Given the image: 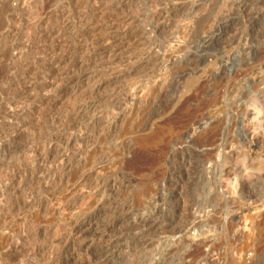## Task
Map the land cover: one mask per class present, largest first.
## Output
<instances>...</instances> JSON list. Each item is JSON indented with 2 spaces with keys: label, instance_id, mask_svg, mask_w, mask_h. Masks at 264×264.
Segmentation results:
<instances>
[{
  "label": "rangeland",
  "instance_id": "1",
  "mask_svg": "<svg viewBox=\"0 0 264 264\" xmlns=\"http://www.w3.org/2000/svg\"><path fill=\"white\" fill-rule=\"evenodd\" d=\"M54 1L0 0V178L2 177L0 179V188L7 183L5 182L8 181L6 178L8 177L7 175L11 176L14 172L9 171L8 168L11 170H16L17 168V171L21 169L22 175L24 174L25 176L28 171L27 176L31 174L30 176L32 177V180H30V176H23L24 178L21 179L24 181L19 179L22 182L19 190L20 195H8V197L6 195L2 199L0 198V201L5 203L4 205V203L0 202L2 204L0 205V217L2 216L1 213L12 211L7 214L10 218L6 220L7 222L1 221L0 218V226H5L4 228L0 227V264H19L18 262L21 256L24 264H136L137 262V264H264V0H258V2L254 0V4L252 0H180L178 3H176V0H102V2L101 0H80L82 3L81 11L78 10L82 13L91 11L95 5L101 3L107 6L108 2L111 1V4L108 5L109 9H111L108 11V15H112L113 17L125 16L131 22L130 28H135L133 30L139 37H144L143 41L140 40L138 42L139 45H136L137 47H135L134 51L137 49L136 51L141 53L139 58L146 57V59L145 63L141 65V63H136L137 60L132 55L134 59L131 58V63L129 62V64L131 66L134 64L137 65L132 66L130 77L127 80L124 79L125 81L118 80L117 82L113 81L114 83L110 82L111 84L113 83L112 85L110 83L107 84L106 89L103 90L104 94L115 89L121 93L120 98H122L125 95L124 92L127 94L133 91L136 92V99L124 108V115L119 119V121L121 120L120 122L117 121L115 132H106L104 138L97 139L98 141L96 137L92 138V141H95L93 143H95L97 149L95 153H103L106 151L105 154L109 157L104 163V167L106 173L108 174L109 172L108 177L110 180L116 177V195H118L115 199L117 198V202L114 199L105 205L108 209L104 212L94 210L93 213H88L89 210H87L88 212L78 213L75 210H71L72 212H76L72 213L69 209L64 211V213L63 211L57 212L56 215L53 214L54 211L51 209L48 215L43 213L39 202L37 203L36 201L37 204L35 203V207L37 209H34V206L30 208L24 207L22 201L24 202V198L26 200L28 195L31 196L29 197L30 199L27 198L28 200H32L43 194L46 196L43 195L42 197H47V199L57 198L58 196L59 198L62 197L66 189L70 187L69 184H74L80 170L81 172L84 170L88 171L96 164L95 159L97 156L88 155L89 158L86 156L84 159L79 160L76 157L81 154V150L75 142L74 148L70 150V152H75L68 153L69 169L67 171L70 170L68 174L67 171L61 172L59 169L55 170V167L51 165L44 168L39 165L37 166V162L33 159L31 148H34L38 144L49 145L50 138L52 135H56L54 133L58 130H62L65 133L61 137L62 139L60 138L61 141L71 139V135L73 139L77 140V136L82 134L80 132H82L81 130L84 127L75 123L76 113H74L81 100H79L78 95L75 96L76 94H74L73 90L71 91L72 85H69L65 80L66 75L64 76V73L70 70L73 75H77L78 73H88V75H91L97 71L94 73V76L97 74V77H101L103 73L109 75L111 73L109 70L112 67L109 64V60L99 58L101 51L95 49L93 45L87 44V37L89 36V39L92 35L87 32L85 26H81L77 21L72 23L69 28L67 27L68 29L64 28L62 24L58 25L56 23L59 22L60 24L61 22L60 18H57L58 14L56 15L55 13L53 17L55 19V25L52 24L50 28L49 26L46 28L43 26L45 30L40 27L42 13L46 9L45 7H49L50 4L53 8H56L55 4L56 6L58 4L57 8L64 6L70 8L69 10L74 13L79 12L78 10L74 11L76 0H56L55 3ZM92 1L94 2L92 3ZM116 2L118 5H116ZM154 2L158 3L154 4ZM232 2L236 5H233ZM32 3L34 6H32ZM249 3L252 7L248 5ZM179 4H182V6ZM256 4L257 9L254 7ZM24 6L27 8L26 12H24ZM173 6L175 9L171 8ZM230 6L234 7L232 8L233 10ZM20 7L21 9H19ZM150 8L152 9L148 10ZM41 9L44 10L41 11ZM262 9L263 11H261ZM224 10H227V12ZM109 12L111 13L109 14ZM18 21V24L15 23ZM38 22L40 23L38 24ZM211 23L213 24L212 27L210 26ZM73 24L74 26L77 24V26L74 27ZM15 25H17L16 27L19 28V31L21 29L20 32L16 31L17 36L6 38L7 36L4 37L2 35ZM29 28L31 31L27 36H31L26 37V33L30 30ZM38 28L39 30H37ZM52 29H55L54 38L51 37L54 41H51V38L47 37L50 33L49 31ZM204 31H209L210 34L206 33L205 35L203 33ZM145 32L149 35H146ZM22 33L24 34L22 35ZM59 33L60 35L57 36L56 34ZM185 34L187 35L185 36ZM148 37L150 38L149 42L147 41ZM14 38L17 40L15 39V41ZM80 40L82 41L80 42ZM24 41H28L26 43L27 45ZM45 41L47 43L46 45L43 43ZM57 43L59 44L60 53L59 56H54V60L52 54H48L47 51L43 52V54L41 53L43 48H48ZM17 45H19L17 47L18 49H24L25 45L27 46V49L24 50L25 57L23 56L20 59L22 61L20 63H17L19 60L13 58V49H17ZM149 48H154L161 52L159 51L156 55H148L146 50L150 51ZM130 49L133 50L132 47ZM65 57H68V59ZM11 59H14L13 62L16 61L13 63ZM42 59L46 62L43 63ZM83 59H85L86 66L78 70V65ZM39 60H42V64ZM61 60L66 65H63L64 72H60L63 69L55 72L58 78L55 77L56 74L53 76L57 79L58 84H60L59 86L63 88L62 90L61 88L59 89V92H64V95H61L60 98L59 94L54 95L50 89H48L49 92H45L47 90L42 89L43 87L41 85L43 83L41 82H45L42 79V75L49 72L48 70L51 69L50 66L55 61ZM127 61H124V64L120 67L122 69L119 70L125 71L128 69L126 66ZM23 63L34 64V69L36 68L34 70L35 75H31L35 78L32 77L33 83L35 82L34 80H37L35 87L36 91L38 89L37 93H40H38L39 96L35 102L30 99H25L23 96L21 99L19 96H16L17 91L22 89V85L17 84L9 77L14 72L16 74L21 73V65ZM88 69L91 70L89 71ZM87 70L88 72H86ZM133 72L135 74H132ZM14 85L17 88L16 90L14 89ZM132 86L139 90H134L135 88ZM1 87H4V89H1ZM129 88L130 90H128ZM71 93L73 96H71ZM140 93L147 95L142 96ZM52 94L56 98H52ZM9 97L12 99L8 100L10 99ZM20 101H23V103ZM28 103H30V106H28ZM18 104L20 105L18 106ZM7 105L11 107L7 109ZM105 107L104 109L107 112H112V106L105 105ZM20 108L24 110L21 111ZM10 109L16 111L17 115L12 116L10 114L12 112L9 111ZM51 110L52 112L50 113ZM18 115L20 118H18ZM1 120L5 121V123ZM61 125L64 126L61 127ZM54 128L58 130L56 131ZM14 129L20 132V137L14 138ZM67 134L70 135L68 136ZM65 135L68 137H65ZM88 141L90 142V139ZM25 148L26 151H24ZM29 153L30 156H28ZM95 153L92 152V154ZM10 157L11 159L9 160ZM31 162L33 163L31 164ZM26 164L27 166H25ZM30 164L31 166L36 165L38 168L36 166L32 168ZM6 170L10 173H7ZM51 170L53 171L51 172ZM40 171L42 174L44 172L45 175H41ZM47 171H50L51 174L50 172L48 174ZM2 174L5 175L3 176ZM65 174L70 176L67 175V177ZM34 177H37L36 180ZM25 179H29V182ZM27 182L30 186L27 185ZM16 183H18L17 180ZM41 183L43 184L41 185ZM46 183H48V186H46ZM119 184L120 186H118ZM33 185H35V188H32ZM41 186L43 189H40ZM25 189L27 191L22 193ZM39 189L40 192L38 191ZM202 190L205 192V195ZM35 192H39L40 194H36ZM9 198L16 202L14 203ZM4 199L7 202L3 201ZM213 201L221 205L217 206ZM16 204L18 206H15ZM16 207L20 209V214H16V211L14 212V208ZM24 210H28L29 213ZM83 213H88L85 220L96 227V229H93V233H89V236H91H88L85 242L83 240H76L72 235L70 236V233H68L70 226H66L69 223H73L76 219L79 220L81 218L80 220H82L84 217ZM74 214L76 218L70 219V216L71 218L75 216ZM13 215H17L18 217ZM22 215L26 221H29L27 223L30 225L32 223L31 226L29 224L27 225L28 229L29 227L34 228L32 230L35 232L30 228V233L32 232V236L29 234L30 239L25 238V234H23L24 237L20 236L22 235L20 225L24 221ZM39 216H44L43 218L46 216V220H42L43 218L41 217L40 221ZM193 217L196 219H193ZM201 217L203 220H208V223L206 221L200 227V230L195 222H198ZM53 218L54 220H52ZM157 220L159 222H156ZM35 223L36 226H33ZM165 223L168 226L164 225ZM206 223L207 225H205ZM52 224L53 226H51ZM152 224L156 225L155 228H165V230L152 233L150 230L154 227ZM171 226L172 228H170ZM35 227L36 229L41 228L42 231L44 229L43 232L46 229L44 237L42 236L43 234L41 237H39L40 235H35ZM47 230L49 231L47 232ZM18 233L21 234L17 236ZM13 234L15 235L14 238L23 247L21 246V250L19 249V252H15L14 256L13 254L8 256L2 248ZM22 238H25V240ZM31 240L33 243H36L35 240L39 241H37L36 245L35 243H31ZM22 241L27 243L28 250ZM31 246H35L34 249ZM44 252L45 254H43ZM49 253L50 255L47 256Z\"/></svg>",
  "mask_w": 264,
  "mask_h": 264
},
{
  "label": "bare ground",
  "instance_id": "2",
  "mask_svg": "<svg viewBox=\"0 0 264 264\" xmlns=\"http://www.w3.org/2000/svg\"><path fill=\"white\" fill-rule=\"evenodd\" d=\"M7 1V0H6ZM14 1V0H13ZM19 1V0H18ZM49 1V0H48ZM56 1V0H55ZM55 1H54V3H55ZM95 1V0H94ZM94 1H92V3L94 2ZM97 1V0H96ZM120 1V0H119ZM146 1V0H145ZM161 1V0H160ZM159 1V2H160ZM174 1V0H173ZM177 2L176 3H178V2H180V0H176ZM187 1V0H186ZM202 1V0H201ZM206 1V0H205ZM229 1V0H228ZM232 1V0H231ZM253 1V4H254V0H252ZM257 2H258V0H256ZM261 1V0H260ZM12 2V1H11ZM66 2V1H65ZM101 2H102V0H101ZM111 2V1H110ZM110 2H108V5H110L111 3ZM113 2V1H112ZM125 2V1H124ZM130 2V1H129ZM140 2V1H139ZM150 2V1H149ZM195 2V1H194ZM235 2V1H234ZM234 2H232V4L234 3ZM249 2V1H248ZM251 2V1H250ZM43 3V2H42ZM53 3V2H52ZM57 3V2H56ZM66 3H68V2H66ZM84 3V2H83ZM87 3H88V1H87ZM104 3V2H103ZM117 3V2H116ZM120 3V2H119ZM146 3V2H145ZM157 4L158 2H154V4ZM164 3V2H163ZM236 3V2H235ZM247 3V2H246ZM19 4V3H18ZM17 4V5H18ZM28 4V3H27ZM61 4V3H60ZM97 4V3H96ZM129 4V3H128ZM193 4V3H192ZM229 4V3H228ZM244 4V3H243ZM260 4H261V2H260ZM20 5V4H19ZM22 5H23V3H22ZM37 5V4H36ZM49 5V4H48ZM81 5H82V3L80 2V0H76V3H75V10L74 11H77L78 9L80 10V8H81ZM107 5V6H108ZM116 5H118V3L116 4ZM160 5H161V3H160ZM159 4H158V6H160ZM180 5V4H179ZM226 5V4H225ZM233 5H236V4H233ZM232 5V6H233ZM248 5H250V3L248 4ZM26 6H28V5H26ZM32 6H34L33 5V3H32ZM57 6H58V4H57ZM57 6H56V4H55V7L56 8H53L52 6H51V4H50V6L48 7H45L46 9L44 10V9H41V11L42 10H44L43 11V13H42V16H41V21H42V23H40V22H38V24L40 25V27H42L43 28V26L46 28L47 26H49V28H50V26L52 25V24H54L55 23V19H53V17H54V14L56 13V15H57V18L59 17L60 18V24H59V22H56V23H58V25H63V27L64 28H69L70 27V25L72 24V23H75V21H77L79 24H81V26L83 25V26H85L86 27V29H87V32L89 33V34H91L92 35V37L91 38H89L88 39V34H87V39H86V42H87V44H90V45H93L94 47H95V49H97V50H99V51H101L100 52V57L99 56H97V57H99L100 59H102V58H106V60L108 61L109 60V64H111L110 66H112L111 68H110V70L109 71H111V73L108 75H105V73H103V76L101 75V77H97V74H96V76H94V73H96V72H94L93 74H91V75H88V73L87 74H85V73H82V74H80V73H78L77 75H73L72 73H71V71L69 72H66V73H64V76H65V80L68 82V84L70 85H72L71 87H72V89H71V91L73 90L74 91V94H76L75 96H77L78 95V97L80 98L79 100H81V101H79L80 103H79V105H78V107H77V109L75 110L76 112H74V113H76L75 114V123H77V125H81V126H83L84 128H82V132H80V133H82L81 135H79V136H77L78 137V139L77 140H75V139H73L71 136H70V138L71 139H68L67 141H61L60 140V138L65 134V133H63L62 132V130H56L55 128V130L57 131L56 133H54V134H56V135H52V137L50 138V140H49V143H48V141H47V143L49 144V145H47V144H45V141H44V144L45 145H36L35 147L34 146H32V147H34V148H31L32 149V154H33V159H34V161L35 162H37V166L39 165L40 167H46V166H48V165H51V166H53V167H55V170H58L59 169V171H61V172H65V171H67V169H69V165H68V163H69V154L68 153H74L75 151H72V152H70V150H72L73 148H74V143L76 142V144H77V146L79 147V149L81 150V154L80 153H78V154H80L79 156H77L76 158H79V160L80 159H84V157H86V156H92V155H94V157H96V164L90 169V170H88V171H83V172H81V170H80V172L78 173V175H77V177H76V181L74 182V184H69L70 185V187H68L67 189H66V192L65 193H63V196L62 197H60L59 198V196L57 197V198H53V199H47V197H42L41 195L39 196V197H35V198H33L32 200H28L27 198H29V197H31L30 195H28V197H27V195H26V200H25V198H24V202L22 201V205L24 206V207H28V208H30V207H32V206H34L33 208L34 209H37V207H35L36 205H35V203H36V201H37V203L39 202V204L41 205L40 207H42V211H43V213L44 214H50L49 212H50V210L51 209H53L52 211H54V213L53 214H56L57 212H60V211H63V213H64V211H67V210H69L70 209V211L71 210H75L76 212H78V213H80V212H85V211H87V210H89V212L88 213H93V211L94 210H97V211H106L108 208L107 207H105V205H107L109 202H111V201H113L114 199H115V197H117V195H116V193H117V188H116V185H115V180H116V177H114V178H112L111 180L109 179V177H108V174H109V172H108V174L106 173V171H105V167H104V163L106 162V160H107V158H109V157H107V155L105 154L106 153V151L105 152H103V153H99V152H97V153H95V150H97L96 149V146H95V143H93V142H95V141H92L93 139V137H96V140L97 139H100V138H104V136H105V134H106V132H115V129H116V125H117V121L118 122H120L119 121V119L124 115V108L126 107V106H128L127 104H129L130 102L132 103L135 99H136V95H135V93L136 92H131V93H127L126 94V92H124L125 93V95L122 97V98H120V94L121 93H119V91H116L115 89H113L111 92H106L105 94H104V89H106V87H107V84L108 83H110V82H113V81H118V80H123V81H125V80H127L129 77H130V75H131V72H132V66H135V65H137V64H134V65H130L129 64V62L131 63V58H133V56H134V58L137 60V62L136 63H141V65H143L144 63H145V59H146V57L145 58H139V56H140V52H138V51H134V49H135V47H137L136 45H139L138 44V42L141 40V41H143V39H144V37L143 36H141V37H139V35L138 34H136L135 33V28H133V29H131L130 28V21L124 16V17H113L112 15H108V11H110L111 9H109V6L107 7L105 4H99V5H95L94 6V8L91 10V11H86V13H82V12H80L79 10V12H77V13H74L73 11H71V10H69L70 8H68V7H64V6H62V7H58L57 8ZM74 6V5H73ZM84 6H86L85 4H84ZM121 6V5H120ZM153 6V5H152ZM178 6V5H177ZM180 6H182V4L180 5ZM224 6V5H223ZM227 6V5H226ZM251 6V5H250ZM70 7V6H69ZM113 7V6H112ZM144 7V6H143ZM204 7V6H203ZM231 7V6H230ZM248 7V6H247ZM252 7V6H251ZM250 7V8H251ZM254 7L257 9V4H256V6L254 5ZM259 7V6H258ZM24 8H25V6H24ZM30 8H31V5H30ZM29 8V9H30ZM33 8V7H32ZM43 8V7H42ZM132 8V7H131ZM171 8H174V6L173 7H171ZM182 8H184V7H182ZM232 8H234V7H231V9ZM19 9H21V7L19 8ZM26 9L27 8H25V11L24 12H26ZM87 9V8H86ZM85 9V10H86ZM115 9V8H114ZM124 9V8H123ZM152 8H150V9H148V10H151ZM169 9V8H168ZM175 9V8H174ZM226 9V8H225ZM254 9V8H253ZM261 9V8H260ZM32 10V9H31ZM128 10V9H127ZM126 10V11H127ZM131 10V9H130ZM169 10H171V9H169ZM233 10V9H232ZM231 10V11H232ZM248 10V9H247ZM29 12H30V10H28ZM84 11V10H83ZM116 11V10H115ZM175 11V10H174ZM219 11V10H218ZM224 11H226L227 12V10H224ZM229 11V10H228ZM260 11V10H259ZM261 11H263V9L261 10ZM40 12V11H39ZM85 12V11H84ZM203 12V11H202ZM21 13V12H20ZM31 13H32V11H31ZM111 12H109V14H110ZM112 13H114V12H112ZM221 13V12H220ZM258 13V12H257ZM17 14V13H16ZM15 14V15H16ZM130 14V13H129ZM128 14V15H129ZM155 14V13H154ZM223 14V13H222ZM15 15H13V16H15ZM31 15V14H30ZM33 15V14H32ZM152 15V14H151ZM190 15V14H189ZM122 16V15H121ZM127 16V15H126ZM130 16V15H129ZM160 16V15H159ZM171 16V15H170ZM185 16V15H184ZM220 16V15H219ZM231 16V15H230ZM8 17V16H7ZM25 17V16H24ZM27 17V16H26ZM128 17V16H127ZM158 17V16H157ZM217 17V16H216ZM216 17H215V19H216ZM21 18V17H20ZM29 18V17H28ZM58 18V19H59ZM73 18H75L74 20H73ZM130 18V17H129ZM214 18V17H213ZM35 19V18H34ZM217 19H219V18H217ZM221 19V18H220ZM13 20V19H12ZM25 20V19H24ZM37 20V19H36ZM160 20V19H159ZM214 20V19H213ZM223 20V19H222ZM30 21V20H29ZM35 21V20H34ZM57 21V20H56ZM59 21V20H58ZM132 21V20H131ZM134 21V20H133ZM164 21V20H163ZM167 21V20H166ZM190 21V20H189ZM218 21V20H217ZM220 22H221V20H219ZM224 21V20H223ZM222 21V22H223ZM9 22V21H8ZM22 22V21H21ZM31 22V21H30ZM158 22V21H157ZM172 22V21H171ZM180 22V21H179ZM15 23H19V21L18 22H15ZM162 23V22H161ZM214 23V22H213ZM225 23V22H224ZM14 24V23H13ZM25 24V23H24ZM158 24V23H157ZM33 25V24H32ZM35 25V24H34ZM55 25V24H54ZM139 25V24H138ZM167 25V24H166ZM194 25V24H193ZM212 23L210 24V26L212 27ZM17 25H15V26H12V29H8V31H6L4 34H2V35H4V37L5 36H7L6 38H8V37H12V36H17V33H16V31L17 32H20L21 31V29H20V31H19V28L18 27H16ZM23 26V25H22ZM73 26H74V24H73ZM77 26V24L74 26V27H76ZM155 26V25H154ZM214 26H216L215 24H214ZM233 26V25H232ZM8 27V26H7ZM25 27V26H24ZM29 27H31V26H29ZM54 27V26H53ZM52 27V28H53ZM57 27V26H56ZM73 27V28H74ZM153 27V26H152ZM210 27V29H212ZM28 28V27H27ZM26 28V29H27ZM32 28V27H31ZM34 28H35V26H34ZM67 28V29H68ZM81 28V27H80ZM184 28V27H183ZM182 28V29H183ZM187 28V27H186ZM209 28V27H208ZM30 29V28H29ZM41 29V28H40ZM44 29V28H43ZM62 29V28H61ZM61 29H60V31H61ZM71 29H72V27H71ZM75 29V28H74ZM78 29V28H77ZM83 29V28H82ZM137 29V28H136ZM159 29V28H158ZM162 29V28H161ZM209 29V30H210ZM34 30V29H33ZM37 30H39V28L37 29ZM45 30V29H44ZM55 30V29H54ZM54 30L52 29V30H50L49 32V34L47 35V37H53V35H54ZM65 30V29H64ZM63 30V31H64ZM163 30V29H162ZM213 30V29H212ZM31 31V29L28 31V33H26V37H29V36H31V35H29V36H27V34H29V32ZM68 31V30H67ZM84 31V30H83ZM138 31V30H137ZM136 31V32H137ZM140 31V30H139ZM143 31V30H142ZM145 31V30H144ZM187 31V30H186ZM38 32V31H37ZM41 32H45V31H41ZM47 32H48V30H47ZM66 32V31H65ZM64 32V33H65ZM70 32H71V30H70ZM158 32V31H157ZM164 32V31H163ZM213 32V31H212ZM25 33V32H24ZM24 33H22V35L24 34ZM57 33V32H56ZM63 33V34H64ZM72 33V32H71ZM85 33V32H84ZM183 33V32H182ZM205 35H206V33H209V31L208 32H203ZM40 34V33H39ZM46 34V33H45ZM145 34H146V32H145ZM193 34V33H192ZM203 34V35H204ZM210 34V33H209ZM21 35V34H20ZM43 35H44V33H43ZM57 36L58 35H60V33L59 34H56ZM146 35H149V34H146ZM183 35V34H182ZM187 34H185V36H186ZM202 35V36H203ZM25 36V35H24ZM41 36V35H40ZM65 36V35H64ZM64 36H63V38H64ZM85 36H86V34H85ZM195 36V35H194ZM241 36V35H240ZM46 37V38H47ZM192 37V36H191ZM5 38V39H6ZM19 38V37H18ZM20 38H21V36H20ZM54 38V37H53ZM58 39H59V37H57ZM82 38V37H81ZM80 38V39H81ZM183 38V37H182ZM16 38H14V40H15ZM49 39V38H48ZM149 37H148V42H149ZM12 40H13V38H12ZM17 40V39H16ZM15 40V41H16ZM44 40H46V39H44ZM43 40V41H44ZM63 40H65V39H63ZM77 40V39H76ZM75 40V41H76ZM83 40V39H82ZM82 40H80V42L82 41ZM188 40V39H187ZM204 40V39H203ZM37 41V40H36ZM41 41H42V39H41ZM48 41H50V40H48ZM47 41V42H48ZM51 41H54V40H52V38H51ZM13 42V41H12ZM17 42H19V41H17ZM28 41H24V43L26 44ZM60 42V41H59ZM85 42V41H84ZM85 42V43H86ZM165 42V41H164ZM43 43H45V45L47 44L46 43V41L45 42H43ZM51 43V42H50ZM62 44H63V42H61ZM70 43H72V42H70ZM146 43V42H145ZM6 44V43H5ZM23 44V43H22ZM21 44V45H22ZM37 44V43H36ZM62 44H60V45H62ZM77 44V43H76ZM81 44V43H80ZM20 45V46H21ZM27 45V44H26ZM25 45V48L24 49H18L17 47L19 46V45H17L16 46V48L17 49H13V58H15V59H17V60H19V62L17 61V63H20V62H22V61H20V59L24 56V50L25 49H27V46ZM48 45H49V43H48ZM71 45V44H70ZM70 45H68V46H70ZM74 45H75V43H74ZM152 45V44H151ZM231 45V44H230ZM78 46V45H77ZM174 46V45H173ZM1 47V46H0ZM23 47V46H22ZM41 47V46H40ZM44 47V46H43ZM48 47V46H47ZM81 47V46H80ZM133 48V50H131L130 48ZM151 47V46H150ZM184 47V46H183ZM3 48H4V46H3ZM21 48V47H20ZM42 48V47H41ZM72 48H74V47H72ZM88 48V47H87ZM126 48V49H125ZM157 48V47H156ZM174 48V47H173ZM172 48V49H173ZM177 48H178V46H177ZM176 48V49H177ZM77 49V48H76ZM75 49V50H76ZM146 49H148V48H146ZM150 49V51L149 50H146L147 51V54L149 55V54H155L156 55V53H158L160 50H156V49H154V48H149ZM158 49V48H157ZM181 49V48H180ZM179 49V50H180ZM36 50V49H35ZM74 50V51H75ZM81 50V49H80ZM83 50V49H82ZM92 50H94V49H92ZM4 51V50H3ZM45 51H47L48 52V54H52V56H53V60H54V56H59V53H60V48H59V44L57 43L56 45L54 44V45H51L50 47H48V48H43V50H42V54H43V52H45ZM66 51V50H65ZM86 51V50H85ZM140 51V50H139ZM10 52H12V51H10ZM80 52V51H79ZM161 52V51H160ZM174 52H175V50H174ZM93 53H94V51H93ZM97 53V52H96ZM176 53V52H175ZM3 54V53H2ZM46 55H47V53H45ZM62 54V53H61ZM80 54V53H79ZM160 54V53H159ZM158 54V55H159ZM163 54V53H162ZM27 55V54H26ZM85 55V54H84ZM133 55V56H132ZM146 55V54H145ZM42 56V55H41ZM3 57V56H2ZM25 57V56H24ZM45 57V56H44ZM51 57V56H50ZM143 57V56H142ZM12 58V57H11ZM37 58V57H36ZM43 58V57H42ZM58 58V57H57ZM60 58V57H59ZM66 58V57H65ZM74 58V57H73ZM98 58V59H99ZM133 58V59H134ZM204 58V57H203ZM30 59V58H29ZM34 59V58H33ZM45 59V58H44ZM44 59H42L43 60V63L44 62H46ZM48 59V58H47ZM52 59V58H51ZM61 59V58H60ZM66 59H68V57L66 58ZM97 59V60H98ZM12 60V59H11ZM14 60V59H13ZM13 60H12V62H13ZM25 60V59H24ZM24 60H23V62H24ZM41 60V61H42ZM49 60V59H48ZM56 60V59H55ZM63 60H65V59H63ZM63 60H61V61H55L54 63H53V65H51L50 63V65L51 66H53V67H51L50 66V70H48L49 72L47 73V74H44V75H42L43 76V80L45 81V82H41V83H43L42 85H41V87H43L42 89H44V90H47V91H45V92H49V90L48 89H50V91H53V93H54V95H56V94H59L60 96V98H61V95L63 96L64 95V92H59V89L61 88L59 85L60 84H58V81H57V79L56 78H58L57 77V74L55 73V72H58V71H60V70H62V71H60V72H64V68H63V65H64V61ZM82 60V59H81ZM85 59H83V61L78 65L79 67H78V70H79V68H81V69H83L86 65H85V61H84ZM97 60H96V62H97ZM128 60V61H127ZM135 60V61H136ZM16 61V60H15ZM14 61V62H15ZM26 61V60H25ZM31 61V60H30ZM36 61V60H35ZM40 61V60H39ZM41 61H40V63H41ZM51 61V60H50ZM68 61V60H67ZM77 61V60H76ZM99 61V60H98ZM103 61H104V59H103ZM124 61H127L126 63V66L128 67V69L127 70H125V71H121V70H119V69H122V68H120L123 64H124ZM134 61V62H135ZM13 62V63H14ZM34 62V61H33ZM36 62H38V61H36ZM79 62H80V60H79ZM102 62V61H101ZM10 63H11V61H10ZM47 63H48V61H47ZM46 63V64H47ZM98 63V62H97ZM103 63V62H102ZM16 64V63H15ZM39 64V63H38ZM42 64V63H41ZM48 64V65H49ZM66 64V63H65ZM94 64V63H93ZM96 64V63H95ZM99 64V63H98ZM98 64H96V65H98ZM104 64V63H103ZM5 65V64H4ZM18 65V64H17ZM20 65V64H19ZM34 65V64H33ZM31 63H23V65H21V67H22V72L21 73H19V74H16L15 72L14 73H12L11 74V76L9 75V77H10V79L12 78L13 80H14V82H16L17 84H20V85H22V89L21 90H19V91H17L18 93H17V95L16 96H19L20 97V99H21V97L23 96L25 99H30V100H32V101H36L37 100V97L39 96L38 95V93H37V91H38V89H37V91H36V87H35V82L37 81V80H34L35 82L33 83V81H32V77L33 76H31V75H35V73H34V70L36 69H34V66H33ZM40 65V64H39ZM68 66H69V64H67ZM89 65V64H88ZM10 66V65H9ZM13 66V65H12ZM36 66V65H35ZM64 66H66V65H64ZM67 66V67H68ZM90 66V65H89ZM107 66V65H106ZM17 67V66H16ZM40 67V66H39ZM38 67V68H39ZM43 67H44V65H43ZM98 67V66H97ZM96 67V68H97ZM124 67V66H123ZM18 68H19V66H18ZM17 68V69H18ZM41 68V67H40ZM47 68V67H46ZM139 68V67H138ZM19 69H21V68H19ZM69 69H71V68H69ZM108 69H109V66H108ZM188 69V68H187ZM6 70V69H5ZM9 70V69H8ZM14 70H16V69H14ZM89 70V69H88ZM88 70L86 71V72H88ZM91 70V69H90ZM89 70V71H90ZM93 70V69H92ZM100 70V69H99ZM139 70V69H138ZM7 71V70H6ZM67 71V70H66ZM85 71V70H84ZM84 71H81V72H84ZM95 71V70H94ZM106 71V70H105ZM134 71V70H133ZM59 72V73H60ZM72 72H73V70H72ZM138 72V71H137ZM45 73V72H44ZM92 73V72H91ZM100 73V72H99ZM98 73V74H99ZM108 73V72H107ZM9 74V73H8ZM54 74H56L55 75V77H53L54 76ZM76 74V73H75ZM132 74H135L134 72L132 73ZM37 75V74H36ZM61 75V74H60ZM134 76V75H133ZM132 76V77H133ZM36 77V76H35ZM39 77V76H38ZM59 77H61V76H59ZM34 78V77H33ZM62 78V77H61ZM64 78V77H63ZM98 78V79H97ZM135 78V77H134ZM3 79V78H2ZM9 79V78H8ZM35 79V78H34ZM41 79V78H40ZM82 79H84V80H82ZM125 79V80H124ZM139 80V79H138ZM12 81V80H11ZM64 81V80H63ZM62 81V82H63ZM131 81V80H130ZM133 81V80H132ZM140 81V80H139ZM138 81V82H139ZM143 81V80H142ZM66 82V83H67ZM148 82V81H147ZM9 83H10V81H9ZM12 83V82H11ZM66 83H63V84H66ZM114 83V82H113ZM112 83V84H113ZM15 84V83H14ZM37 84V83H36ZM39 84V83H38ZM111 84V83H110ZM111 84V85H112ZM132 84V83H131ZM150 84V83H149ZM165 84V83H164ZM10 85V84H9ZM8 85V86H9ZM12 85V84H11ZM133 85V84H132ZM136 85L138 86V84L136 83ZM18 86V85H17ZM62 86V85H61ZM14 89L16 90L17 88H16V86L14 85ZM19 87V86H18ZM21 87V86H20ZM64 87V86H63ZM70 87V86H69ZM108 87H109V85H108ZM111 87V86H110ZM133 88H135L134 86H132ZM4 89V87H1V89ZM13 88V87H12ZM132 88V89H133ZM20 89V88H19ZM63 88H61V90H62ZM118 89V88H117ZM125 89H126V87H125ZM146 89V88H145ZM9 90H10V88H9ZM41 90V89H40ZM110 90V89H109ZM121 90V89H120ZM124 90V89H123ZM128 90H130V88L128 89ZM134 90H139V89H134ZM142 91H143V89H141ZM141 90H140V92H141ZM4 91V90H3ZM65 91V90H64ZM146 91V90H145ZM13 92V91H12ZM15 92V91H14ZM44 92V91H43ZM44 92V93H45ZM67 92V91H66ZM65 92V93H66ZM147 92V91H146ZM145 92V93H146ZM151 92V91H150ZM16 93V92H15ZM51 93V92H50ZM69 93H70V91H69ZM73 93V92H72ZM71 93V94H72ZM139 93V92H138ZM137 93V94H138ZM145 93H140L142 96H145V95H147V94H145ZM40 94V93H39ZM49 94V93H48ZM68 94V93H67ZM123 94V93H122ZM140 94H139V96H140ZM45 95V94H44ZM11 96V95H10ZM66 96V95H65ZM64 96V97H65ZM71 96H73V94L71 95ZM70 96V97H71ZM22 97V98H23ZM54 96H53V94H52V98H53ZM10 98V97H9ZM54 98H56V96L54 97ZM66 98V97H65ZM68 98V97H67ZM147 98V97H146ZM12 98H10V99H8V100H11ZM39 100H40V98H39ZM50 100V99H49ZM48 100V101H49ZM55 100V99H54ZM57 100H59V99H57ZM62 101H63V99H61ZM66 100V99H65ZM76 100V99H75ZM144 100V99H143ZM18 101V100H17ZM16 101V102H17ZM29 101V100H28ZM44 101H45V99H44ZM60 101V100H59ZM12 102H14V101H12ZM19 102V101H18ZM21 102V101H20ZM25 102V101H24ZM39 102V101H38ZM57 102V101H56ZM68 102V101H67ZM6 103V102H5ZM8 103V102H7ZM9 103H11V101H9ZM21 103H23V101L21 102ZM27 103V102H26ZM31 103V102H30ZM30 103H28V106H30L29 104ZM60 103V102H59ZM137 103V102H136ZM42 104V103H41ZM47 104V103H46ZM48 104H49V102H48ZM47 104V105H48ZM70 104V103H69ZM139 104V103H138ZM20 104H18V106H19ZM33 105V104H32ZM38 105V104H37ZM44 105V104H43ZM46 105V106H47ZM105 105H110V106H112V108H113V110H112V112H107V110L106 109H104V107H105ZM133 105V104H132ZM2 106H4V105H2ZM8 106V105H7ZM12 106H13V104H12ZM35 106V105H34ZM42 106V105H41ZM50 106H52V104H50ZM73 106V105H72ZM71 106V107H72ZM11 107V106H10ZM9 106H8V108L7 109H9L10 108ZM14 107H15V103H14ZM21 107V106H20ZM44 107V106H43ZM65 107V106H64ZM106 108V107H105ZM15 109H17V108H15ZM21 109V108H20ZM55 109V108H54ZM147 109V108H146ZM6 110V109H5ZM13 110H14V108H13ZM18 110V109H17ZM24 109H21V111H23ZM47 110H48V108H47ZM53 110V109H52ZM52 110L50 111V113L52 112ZM56 110V109H55ZM55 110H53V111H55ZM4 111V110H3ZM10 112H12V113H10V114H12V116L13 115H17V112L16 111H12V109H10L9 110ZM19 111V110H18ZM20 111V112H21ZM42 111V110H41ZM46 111V110H45ZM57 111H58V108H57ZM5 112V111H4ZM26 112V111H25ZM56 112V111H55ZM6 113V112H5ZM40 113V112H39ZM48 113H49V110H48ZM54 113V112H53ZM66 113V112H65ZM73 113V114H74ZM19 114V113H18ZM23 114V113H22ZM38 114V113H37ZM56 114H58V113H56ZM72 114V113H71ZM26 115V114H25ZM130 115V114H129ZM29 116V115H28ZM45 116V115H44ZM49 116V115H48ZM21 117H23V115H21ZM32 117V116H31ZM63 117V116H62ZM14 118H15V116H14ZM17 118V117H16ZM18 118H20V116L18 115ZM38 118V117H37ZM41 118V117H40ZM53 118H54V116H53ZM59 118H60V116H59ZM74 118V117H73ZM126 118V117H125ZM44 119V118H43ZM50 119H51V117H50ZM7 120H9V118H7ZM10 120H11V118H10ZM15 120V119H14ZM17 120V119H16ZM74 120V119H73ZM72 120V121H73ZM2 121V120H1ZM31 121V120H30ZM41 121V120H40ZM39 121V122H40ZM50 121V120H49ZM60 121V120H59ZM62 121V120H61ZM71 121V122H72ZM2 122H4L5 123V121H2ZM12 122V121H11ZM22 122V121H21ZM63 122V121H62ZM1 123V122H0ZM65 123V122H64ZM70 123V122H69ZM74 123V124H75ZM8 124V123H7ZM55 124V123H54ZM57 124V123H56ZM58 124H59V122H58ZM70 124H72V123H70ZM120 124V123H119ZM4 125V124H3ZM33 125V124H32ZM35 125V124H34ZM2 126V125H1ZM62 126H64V125H61V127ZM69 126V125H68ZM80 126V127H81ZM7 127V126H6ZM18 127H20V126H18ZM17 127V128H18ZM29 127V126H28ZM27 127V128H28ZM39 127V126H38ZM1 128V127H0ZM14 128V127H13ZM12 128V129H13ZM21 128V127H20ZM64 128V127H63ZM79 128V127H78ZM7 129V128H6ZM34 129V128H33ZM45 129H47V128H45ZM71 129V128H70ZM119 129V128H118ZM15 130V129H14ZM64 130H66V128H64ZM229 130V129H228ZM3 131V130H2ZM21 131V130H20ZM23 131V130H22ZM50 131V130H49ZM68 131V130H67ZM39 132V131H38ZM52 133V134H53ZM126 133V132H125ZM160 133V132H159ZM242 133V132H241ZM37 134V133H36ZM44 134V133H43ZM243 134V133H242ZM7 135H9V134H7ZM68 135V134H67ZM70 135V134H69ZM68 135V136H69ZM114 135V134H113ZM244 135V134H243ZM21 136V134H20V132L18 131V130H15L14 131V138H18V137H20ZM68 136H66L65 135V137H68ZM75 136V135H74ZM116 136V135H115ZM31 137V136H30ZM37 137V136H36ZM64 137V138H65ZM114 137V136H113ZM4 138V137H3ZM13 138V139H14ZM26 138V137H25ZM29 138V137H28ZM111 138V137H110ZM12 139V140H13ZM27 139V138H26ZM40 139V138H39ZM62 139V138H61ZM87 141H86V140ZM88 139H90V142L88 141ZM5 140V139H4ZM11 140V141H12ZM33 140V139H32ZM38 140V139H37ZM95 140V139H94ZM155 140V139H154ZM18 141V140H17ZM27 141V140H26ZM35 141V140H34ZM42 141V140H41ZM98 141V140H97ZM244 141V140H243ZM13 142V141H12ZM19 142V141H18ZM151 142V141H150ZM21 143V142H20ZM25 143V142H24ZM108 143V142H107ZM12 144V143H11ZM33 144V143H32ZM37 144V143H36ZM75 144V145H76ZM5 145V144H4ZM3 145V146H4ZM35 145V144H34ZM219 145V144H218ZM6 146V145H5ZM18 146V145H17ZM24 146V145H23ZM29 146V145H28ZM104 146V145H103ZM2 147V146H1ZM20 147V146H19ZM77 147V148H78ZM100 147V146H99ZM5 148V147H4ZM9 148V147H8ZM20 148H22V147H20ZM221 148V147H220ZM7 149V148H6ZM78 149V150H79ZM102 149V148H101ZM215 149V148H214ZM219 149V148H218ZM217 149V150H218ZM222 149H223V147H222ZM9 150V149H8ZM78 150H76V151H78ZM99 150V149H98ZM219 150H221V149H219ZM24 151H26V148H25V150ZM102 151H104L103 149H102ZM108 151V150H107ZM9 152V151H8ZM13 152V151H12ZM17 152H19V151H17ZM31 152V151H30ZM92 152H94L95 154H92ZM109 152V151H108ZM219 152V151H218ZM13 153H15V152H13ZM114 153V152H113ZM19 154V153H18ZM219 154H221L220 152H219ZM20 155V154H19ZM24 156V155H23ZM28 156H30V153H29V155ZM27 156V157H28ZM32 156V155H31ZM74 156V155H73ZM89 156H88V158H89ZM108 156H110V154H108ZM218 156H221V155H218ZM18 157V156H17ZM70 157H72V156H70ZM93 157V158H94ZM11 159V157L9 158V160ZM15 161V160H14ZM18 161H19V159H18ZM27 161V160H26ZM32 161V160H31ZM91 161V160H90ZM9 162V161H8ZM20 162V161H19ZM77 162V161H76ZM75 162V163H76ZM216 162V161H215ZM16 163V162H15ZM14 163V164H15ZM24 163H26V162H24ZM24 163H22V164H24ZM30 163V162H29ZM33 162H31V164H32ZM74 163V164H75ZM78 163V162H77ZM81 163V162H80ZM86 163V162H85ZM108 163V162H107ZM110 163V162H109ZM31 164H30V166H31ZM36 164V163H35ZM217 164V163H216ZM5 165V164H4ZM9 165V164H8ZM1 166V165H0ZM25 166H27V164L25 165ZM24 166V167H25ZM29 166V165H28ZM29 166V167H30ZM33 166L35 167L36 165H32L31 167L33 168ZM36 166V167H37ZM15 167V166H14ZM21 167H22V169H23V166L21 165ZM82 167V166H81ZM4 168V167H3ZM19 168H20V166H19ZM26 168V167H25ZM24 168V169H25ZM38 168V167H37ZM108 168V167H107ZM171 168V167H170ZM9 169V171H11V172H13V174L11 175V176H9V175H7L8 177H6L7 178V180L8 181H5V182H7V183H5V185L3 186V187H1L0 188V198L2 199L3 197H5L6 195H7V197H8V195H20V186H21V184H22V182L21 181H24L23 179H21V178H24L23 176H25L24 174L22 175V170L20 169V171H17V168H16V170H11L10 168H8ZM7 169V170H8ZM15 169V168H14ZM35 169V168H34ZM40 169V168H39ZM52 169V168H51ZM82 169H83V167H82ZM6 170V171H7ZM33 170V169H32ZM31 170V171H32ZM37 170V169H36ZM46 170V169H45ZM24 171V170H23ZM30 171V170H29ZM34 171V170H33ZM53 170H51V172H52ZM68 171H70V170H68ZM68 171H67V173H68ZM110 171V170H109ZM216 171V170H215ZM15 172H17V173H15ZM26 172V171H25ZM24 172V173H25ZM36 172V171H35ZM48 172V174H49V172L50 171H47ZM51 172H50V174H51ZM200 172V171H199ZM207 172V171H206ZM4 173H6V172H4ZM7 173H10V172H8L7 171ZM27 173H28V171H27ZM27 173H26V176H27ZM30 173V172H29ZM36 173H38V172H36ZM40 173H41V171H40ZM40 173H39V176H40ZM219 173V172H218ZM43 174H44V172H43ZM42 173H41V175H43ZM47 174V173H46ZM53 174H54V172H53ZM63 174V173H62ZM69 174V173H68ZM67 174V175H68ZM3 175V174H2ZM5 175V174H4ZM3 175V176H4ZM31 175V174H30ZM30 175H28V176H30ZM45 175V174H44ZM56 175V174H55ZM58 175V174H57ZM64 175V174H63ZM66 175V174H65ZM66 175V176H67ZM123 175V174H122ZM25 176V177H26ZM27 176V177H28ZM35 176V175H34ZM54 176V175H53ZM62 176V175H61ZM68 176H70V175H68ZM67 176V177H68ZM117 176V175H116ZM119 176V175H118ZM220 176V175H219ZM44 177V176H43ZM42 177V178H43ZM50 177H51V175H50ZM2 178V177H1ZM0 178V179H1ZM35 178V177H34ZM37 178V177H36ZM36 178H35V180H36ZM40 178V177H39ZM41 178V179H42ZM47 178H49V177H47ZM57 178V177H56ZM55 178V179H56ZM60 178V177H59ZM19 179H21V181H19ZM69 179V178H68ZM67 179V180H68ZM118 179H119V177H118ZM16 180H17V182L18 183H16ZM26 180V179H25ZM28 180V182H29V179H27ZM26 180V181H27ZM30 180H32V177L30 176ZM34 180V179H33ZM43 180V179H42ZM48 180V179H47ZM57 180V179H56ZM63 180V179H62ZM3 181V180H2ZM40 181V180H39ZM45 181V180H44ZM43 181V183H44V185H45V182ZM59 181V180H58ZM120 181H122V180H120ZM27 182V183H28ZM37 182H38V180H37ZM47 182V181H46ZM51 182V181H50ZM52 182H53V180H52ZM51 182V183H52ZM117 182V181H116ZM215 182V181H214ZM0 183H1V181H0ZM4 183V182H3ZM33 183V182H32ZM31 183V184H32ZM43 183H41V185L43 184ZM48 183H49V181H48ZM48 183H46V186H48L47 184ZM56 183V182H55ZM60 183V182H59ZM62 183V182H61ZM70 183V182H69ZM25 184V183H24ZM23 184V185H24ZM35 184H36V182H35ZM38 185H39V183H37ZM177 184V183H176ZM27 185H29V183L27 184ZM26 185V186H27ZM57 185V184H56ZM202 185V184H201ZM30 186V185H29ZM28 186V187H29ZM45 186V187H46ZM50 186V185H49ZM58 186H60V185H58ZM64 186V185H63ZM118 186H120V184L118 185ZM122 186V185H121ZM206 186H207V184H206ZM24 187H25V185H24ZM23 186H22V188H24ZM32 187V186H31ZM51 187V186H50ZM30 188V187H29ZM32 188H35V185H33V187ZM42 188V186L40 187V189ZM57 188V187H56ZM162 188V187H161ZM201 188V187H200ZM40 189L38 190L39 192H40ZM43 189V188H42ZM49 189H52V188H49ZM48 189V190H49ZM198 189V188H197ZM202 189V188H201ZM204 189V188H203ZM208 189V188H207ZM32 190V189H31ZM55 190V189H54ZM206 190V189H205ZM25 191H27L26 189L25 190H23L22 191V193H24ZM37 191V190H36ZM44 191V190H43ZM47 191V190H46ZM61 191V190H60ZM203 191V190H202ZM36 193V194H40V193ZM48 192V191H47ZM47 192H45V193H47ZM53 192V191H52ZM51 192V193H52ZM199 192V191H198ZM204 192V191H203ZM21 193V194H22ZM27 193V192H26ZM48 193H50V192H48ZM59 193V192H58ZM58 193H56V194H58ZM28 194V193H27ZM31 194V193H30ZM35 194V195H36ZM55 194V193H54ZM17 195V196H18ZM33 195H34V193H33ZM32 195V196H33ZM50 195V194H49ZM52 195V194H51ZM204 195H205V192H204ZM203 195V196H204ZM14 196V197H15ZM22 196V195H21ZM21 196H20V198H21ZM44 196H46V195H44ZM10 197V196H9ZM34 197V196H33ZM52 197V196H51ZM56 197V196H55ZM251 197V196H250ZM11 198V197H10ZM9 198V199H10ZM16 198V197H15ZM22 198H23V196H22ZM49 198V197H48ZM0 199V200H1ZM7 199V198H6ZM30 199V198H29ZM117 199V198H116ZM116 199H115V201H116ZM11 200V199H10ZM18 200V199H17ZM54 200H55V202H54ZM213 200V199H212ZM3 201H6L5 199L3 200ZM9 201V200H8ZM11 201H13V200H11ZM10 201V202H11ZM20 201V200H19ZM114 201V202H115ZM127 201V200H126ZM1 202V201H0ZM7 202V201H6ZM14 202V201H13ZM16 202V201H15ZM14 202V203H15ZM114 202H112V203H114ZM117 202V201H116ZM199 202H200V200H199ZM1 203H4V202H1ZM0 203V205H2ZM13 203V204H14ZM18 203V202H17ZM36 203V204H37ZM213 203H216V201H213ZM7 204V203H6ZM11 204V203H10ZM9 204V205H10ZM12 204V205H13ZM117 204V203H116ZM217 204V203H216ZM4 205H5V203H4ZM8 205V204H7ZM20 205V204H19ZM112 205H114V204H112ZM219 205H221V204H219ZM218 204H217V206H219ZM11 206V205H10ZM15 206H18L17 204L15 205ZM14 206V207H15ZM5 207V206H4ZM13 207V206H12ZM19 207H21V206H19ZM109 207V206H108ZM7 208V207H6ZM17 208V209H16ZM16 208H14L15 210H14V212L16 213V214H20V209H18V207H16ZM111 208V207H110ZM2 209H3V207H2ZM5 209V208H4ZM13 209V208H12ZM23 209V208H22ZM21 209V211L23 212V210ZM34 209H31V210H34ZM201 210H203V209H201ZM1 211V210H0ZM4 211V210H3ZM7 211H8V208H7ZM24 211H27L28 212V210H24ZM30 211V210H29ZM41 211V210H40ZM41 211V212H42ZM72 212V213H76V212ZM204 211V210H203ZM9 212H12V211H9ZM9 212H4V213H1L2 214V216L0 217L1 218V221H6L9 217L7 216V214L9 213ZM69 212V211H68ZM129 212V211H128ZM201 212V211H200ZM29 213V212H28ZM62 213V214H63ZM66 213V212H65ZM70 213V212H69ZM88 213H83V215H84V217L82 218V220H80L81 218H79V220H73L74 222L73 223H69V224H67L66 226L68 227V226H70V228L68 229L69 230V232L68 233H70L69 235L71 236L72 235V237L73 238H75L76 240H83L84 242H85V240L87 241V238H88V236H89V233L90 232H92L93 231V229L95 228L96 229V227H94V225L93 224H90L89 222H87V220H85V217L87 218V214ZM116 213V212H115ZM199 213V212H198ZM23 214V213H22ZM41 214V213H40ZM43 214V215H44ZM126 214V213H125ZM155 214V213H154ZM192 214V213H191ZM202 214V213H201ZM210 214V213H209ZM11 215V214H10ZM38 215V214H37ZM57 215V214H56ZM59 215V214H58ZM68 215V214H67ZM75 215V214H74ZM78 215V214H77ZM13 216H17V215H13ZM23 216V215H22ZM21 216V217H22ZM79 216V215H78ZM77 216V217H78ZM82 216V215H81ZM80 216V217H81ZM90 216H91V214H90ZM92 216H94V215H92ZM11 217V216H10ZM18 217V216H17ZM24 217V216H23ZM34 217V216H33ZM40 217V216H39ZM42 217V216H41ZM41 217H40V221H41ZM44 217V216H43ZM42 217V218H43ZM48 217V216H47ZM56 217V216H55ZM59 217H60V215H59ZM62 217V216H61ZM76 218V215L75 216H73L72 218H71V216H70V219H73V218ZM195 217V216H194ZM193 217V219H196V218H194ZM198 217V216H197ZM14 218V217H13ZM27 219H29L28 217H26ZM45 218H46V216H45ZM45 218H43L42 220H44ZM50 218V217H49ZM64 218V217H63ZM191 218H192V216H191ZM10 219V218H9ZM69 219V218H68ZM68 219H66V220H68ZM84 219V220H83ZM148 219V218H147ZM201 219H202V217H201ZM199 219L198 220V222L196 221L195 222V224H196V226L197 227H199V229H200V227L201 226H203V224L207 221V223H208V220H206V219ZM11 220H12V218H11ZM19 220V219H18ZM46 220V219H45ZM52 220H54V218L52 219ZM125 220V219H124ZM141 220V219H140ZM152 220V219H151ZM0 221V222H1ZM10 221V220H9ZM13 221V220H12ZM28 221V220H27ZM27 221H26V219H25V217H24V221L22 222V224L20 225L21 226V233H22V235H20L21 233H18L17 234V236H23V234H25V238H29L30 237V235L29 234H31L30 233V231L32 230V229H34V228H31V227H29V229H28V227H27V225L29 224V223H27ZM31 221V220H30ZM33 221V220H32ZM37 221V220H36ZM165 221V220H164ZM169 221V220H168ZM167 221V222H168ZM7 222V221H6ZM11 222V221H10ZM29 222V221H28ZM44 222V221H43ZM65 222H67V221H65ZM156 222H159L158 220L156 221ZM166 222V221H165ZM217 222V221H216ZM3 223V222H2ZM12 223H14V222H12ZM21 223V222H20ZM39 223V222H38ZM163 223V222H162ZM161 223V224H162ZM170 223V222H169ZM207 223L205 224V225H207ZM1 224V223H0ZM8 224H9V222H8ZM102 224V223H101ZM160 224V223H159ZM30 225V224H29ZM31 225H32V223H31ZM30 225V226H31ZM153 225V224H152ZM151 225V226H152ZM157 225H158V223H157ZM164 225H166V223L164 224ZM164 225H162V226H164ZM18 226H19V224H18ZM33 226H36V223L33 225ZM38 226V225H37ZM41 226V225H40ZM51 226H53V224L51 225ZM50 226V227H51ZM135 226V225H134ZM143 226H145V225H143ZM154 227V229L152 228V229H150L151 230V232L153 233H158V232H160V231H164L165 230V228H155V224L153 225ZM166 226H168V225H166ZM196 226H195V228H196ZM1 227V226H0ZM5 226H3V227H1V228H4ZM47 227V226H46ZM112 227V226H111ZM132 227V226H131ZM160 227V226H159ZM30 228H31V230H30ZM52 228V227H51ZM62 228H63V226H62ZM66 228V227H65ZM98 228V227H97ZM170 228H172V226L170 227ZM192 228H194V227H192ZM35 229H36V227H35ZM53 229H55V228H53ZM61 229V228H60ZM106 229V228H105ZM197 229V228H196ZM203 229V228H202ZM12 230H14V229H12ZM20 230V229H19ZM50 230V229H49ZM49 230H47V232L49 231ZM167 230V229H166ZM195 230V229H194ZM201 230V229H200ZM209 230V229H208ZM211 230V229H210ZM32 231H34V230H32ZM43 231H44V229H43ZM42 231V229L41 228H39V229H36V233H35V235H40L39 237H41V235L44 237V235H45V232H46V229H45V232H43ZM51 231V230H50ZM58 231V230H57ZM61 231V230H60ZM63 231H64V228H63ZM62 231V232H63ZM67 231V230H66ZM110 231V230H109ZM139 231V230H138ZM137 231V232H138ZM171 231H173V230H171ZM197 231V230H196ZM259 231V230H258ZM35 232V231H34ZM53 232V231H52ZM52 232H50V233H52ZM94 232H95V230H94ZM140 232V231H139ZM150 232V231H149ZM54 233V232H53ZM93 233V232H92ZM216 233V232H215ZM139 234V233H138ZM146 234V233H145ZM34 235V234H33ZM47 235V234H46ZM57 235V234H56ZM63 235V234H62ZM140 235V234H139ZM211 235V234H210ZM14 234H13V236L11 235L10 236V239H9V241L7 242V243H5V245H3L4 247L2 248L4 251H5V253L8 255V256H11L12 254H13V256L15 255L14 253L15 252H17L19 249L21 250V248L23 247L22 246V244L19 242V241H17V239H15L14 238ZM31 236H32V234H31ZM48 236V235H47ZM66 236V235H65ZM69 236V237H70ZM91 236V235H90ZM89 236V237H90ZM24 237V236H23ZM38 237V236H37ZM38 237V238H39ZM42 237V238H43ZM18 239H19V237H17ZM25 238L23 239V240H25ZM31 238V237H30ZM29 238V239H30ZM35 238V237H34ZM68 238V237H67ZM102 238V237H101ZM159 238V237H158ZM175 238V237H174ZM28 239V240H29ZM33 239V238H32ZM40 239V238H39ZM53 239V238H52ZM72 239V238H71ZM168 239V238H167ZM43 240V239H42ZM46 240V239H45ZM51 240V239H50ZM66 240V239H65ZM68 240V239H67ZM73 240V239H72ZM157 240V239H156ZM26 241H27V239H26ZM25 241V242H26ZM36 241V243H37V241H39V240H35ZM44 241V240H43ZM199 241V240H198ZM30 242V241H29ZM28 242V243H29ZM45 242V241H44ZM67 242V241H66ZM79 242H81V241H79ZM22 243L23 244H27V243H24V241H22ZM31 243H33V241L31 240ZM35 243V242H34ZM33 243V244H34ZM35 243V244H36ZM38 243H40V242H38ZM49 243V242H48ZM41 244V243H40ZM109 244V243H108ZM200 244V243H199ZM29 245H30V243H29ZM37 245V244H36ZM39 245V244H38ZM42 245V244H41ZM40 245V246H41ZM209 245V244H208ZM22 246V247H21ZM27 247H26V249L28 248V245H26ZM39 246V247H40ZM65 246V245H64ZM32 247V246H31ZM35 247V246H34ZM34 247H32L33 249H34ZM38 247V246H37ZM44 247V246H43ZM32 248H31V250H32ZM164 248V247H163ZM36 249H38V248H36ZM47 249V248H46ZM50 249V248H49ZM48 249V250H49ZM76 249V248H75ZM142 249V248H141ZM28 250V249H27ZM27 250H25V251H27ZM40 250V249H39ZM89 250V249H88ZM136 250V249H135ZM172 250V249H171ZM174 250V249H173ZM29 251H30V248H29ZM47 251V250H46ZM45 251V252H46ZM113 251V250H112ZM19 252V251H18ZM41 252H42V249H41ZM45 252L43 253V254H45ZM50 252H52V251H50ZM142 252V251H141ZM33 253H34V251H33ZM4 254V253H3ZM32 254V253H31ZM46 254H47V252H46ZM2 255V254H1ZM22 255V254H21ZM27 255V254H26ZM25 255V256H26ZM42 255V254H41ZM50 255V253L47 255V256H49ZM51 255H52V253H51ZM123 255V254H122ZM169 255V254H168ZM3 256V255H2ZM19 256H20V254H19ZM28 256V255H27ZM32 256V255H31ZM46 256V255H45ZM73 256V255H72ZM16 257H18V256H16ZM23 257H24V255H23ZM33 257V256H32ZM53 257V256H52ZM164 257V256H163ZM21 259H22V256L20 257ZM26 258V257H25ZM31 258V257H30ZM50 258H51V256H50ZM50 258H48V259H50ZM55 258V257H54ZM187 258V257H186ZM14 259V258H13ZM21 259H19L20 261L18 262L19 264H24V260H21ZM98 259V258H97ZM15 260V259H14ZM18 260V259H17ZM27 260H29V259H27ZM135 260V259H134ZM26 261V260H25ZM75 261V260H74ZM15 263V262H14ZM27 263H28V261H27ZM31 263V262H30ZM34 263V262H33ZM77 263V262H76ZM138 263V262H137ZM136 263V264H137ZM173 263V262H172ZM29 264V263H28ZM83 264V263H82ZM124 264V263H123Z\"/></svg>",
  "mask_w": 264,
  "mask_h": 264
}]
</instances>
